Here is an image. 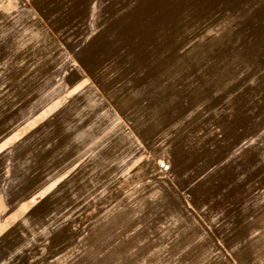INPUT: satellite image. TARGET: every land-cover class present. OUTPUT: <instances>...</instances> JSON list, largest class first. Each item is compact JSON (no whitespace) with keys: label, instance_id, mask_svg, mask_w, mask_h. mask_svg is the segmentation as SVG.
Masks as SVG:
<instances>
[{"label":"rangeland","instance_id":"1","mask_svg":"<svg viewBox=\"0 0 264 264\" xmlns=\"http://www.w3.org/2000/svg\"><path fill=\"white\" fill-rule=\"evenodd\" d=\"M0 264H264V0H0Z\"/></svg>","mask_w":264,"mask_h":264},{"label":"built area","instance_id":"2","mask_svg":"<svg viewBox=\"0 0 264 264\" xmlns=\"http://www.w3.org/2000/svg\"><path fill=\"white\" fill-rule=\"evenodd\" d=\"M161 168L164 169V170L168 169V167L164 166L163 164L161 165Z\"/></svg>","mask_w":264,"mask_h":264}]
</instances>
